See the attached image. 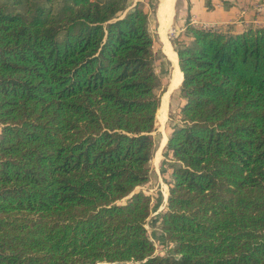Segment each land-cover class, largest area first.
Segmentation results:
<instances>
[{
  "label": "trees",
  "instance_id": "1",
  "mask_svg": "<svg viewBox=\"0 0 264 264\" xmlns=\"http://www.w3.org/2000/svg\"><path fill=\"white\" fill-rule=\"evenodd\" d=\"M185 102L157 254L148 11L0 0V264H264V27L172 39Z\"/></svg>",
  "mask_w": 264,
  "mask_h": 264
},
{
  "label": "rangeland",
  "instance_id": "2",
  "mask_svg": "<svg viewBox=\"0 0 264 264\" xmlns=\"http://www.w3.org/2000/svg\"><path fill=\"white\" fill-rule=\"evenodd\" d=\"M137 2H140L149 13L150 31L154 37L153 50L155 54V70L160 76V85L158 87V93L161 94L162 102V97H164L163 95H165V93L169 90L170 87L174 63L169 59L164 49V41L162 36L164 33H166V31L164 28L161 31V24L159 23V18L157 16V5L159 4L160 0H129L130 7H134ZM175 36L176 35L173 33L172 29H170L168 32V37L171 42L173 41L172 39ZM172 46L174 48L173 43ZM181 84L179 88L173 91L169 96L166 110L167 116L165 115V121L163 123L158 120L159 113L157 112L156 128L153 132L156 145L155 152L151 161L152 170L150 174V180L147 183L138 186V189L145 190L152 196V212L148 219L147 228L149 230L150 237L154 241L157 254H163L172 251V246L164 239L160 226V220L161 212L167 207L168 203L169 186L173 181L171 175V165L173 164L174 159L171 151L168 150L166 146L167 143H165L163 147L161 146V144L163 143L162 141L165 137L167 142V138H169V135L172 132V127L174 125H177V123H180V110L185 102V99L181 92ZM159 149L161 153L158 157H156V154Z\"/></svg>",
  "mask_w": 264,
  "mask_h": 264
},
{
  "label": "crops",
  "instance_id": "3",
  "mask_svg": "<svg viewBox=\"0 0 264 264\" xmlns=\"http://www.w3.org/2000/svg\"><path fill=\"white\" fill-rule=\"evenodd\" d=\"M157 6L161 31L165 29L169 42V30L175 35L184 33L188 17L194 25L228 32L264 27V0H160ZM164 49L167 53L165 42Z\"/></svg>",
  "mask_w": 264,
  "mask_h": 264
},
{
  "label": "bare ground",
  "instance_id": "4",
  "mask_svg": "<svg viewBox=\"0 0 264 264\" xmlns=\"http://www.w3.org/2000/svg\"><path fill=\"white\" fill-rule=\"evenodd\" d=\"M163 10V9H161ZM163 40L165 42L166 45V50H167V54L169 59L174 63V69L172 71V80L170 83V87L169 90L165 93V95H163L164 97H162V103L159 109V115H158V120H160V122H164L165 121V115H166V110H167V105H168V99L169 96L171 95V93L175 90H177L182 82L183 79V73L178 65L179 62V58L178 55L176 53V51L174 50V48L172 47L171 43L169 42L166 33L163 34ZM167 116V115H166ZM163 143L161 144V146L163 147L166 143V137L163 138ZM161 151L159 149V151L156 154V157H158L160 155ZM168 196V195H167ZM167 198V197H166Z\"/></svg>",
  "mask_w": 264,
  "mask_h": 264
},
{
  "label": "water",
  "instance_id": "5",
  "mask_svg": "<svg viewBox=\"0 0 264 264\" xmlns=\"http://www.w3.org/2000/svg\"><path fill=\"white\" fill-rule=\"evenodd\" d=\"M169 138H167V141H168ZM167 143V142H166Z\"/></svg>",
  "mask_w": 264,
  "mask_h": 264
}]
</instances>
